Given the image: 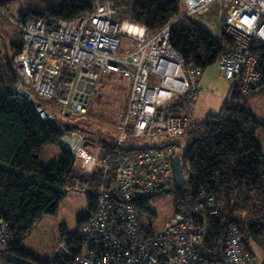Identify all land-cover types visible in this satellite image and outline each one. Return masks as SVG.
<instances>
[{
	"label": "built area",
	"instance_id": "obj_1",
	"mask_svg": "<svg viewBox=\"0 0 264 264\" xmlns=\"http://www.w3.org/2000/svg\"><path fill=\"white\" fill-rule=\"evenodd\" d=\"M184 1L179 17L201 13L213 2L226 4L219 21L231 44L217 58L223 77L232 81L226 100L234 84L244 91L257 84L260 74L250 45L256 41L264 46V0ZM176 20L149 30L118 21L109 2L94 0L90 13L70 20L49 24L44 18L29 17L17 24L22 45L14 57L19 79L16 93L27 91L30 97L51 101L60 114L85 121L89 94L102 74L121 75L128 80V96L115 120V147L129 138L164 143L155 148L135 145L115 157L107 154L98 160L78 130L66 131L58 138V146L72 154L78 173L93 181V172L100 170L94 180L95 209L78 223V253L72 254L64 241L58 242L53 252L70 255L66 264H258V256L240 242L235 227L228 230L220 262L201 258L197 247L206 230L185 210H174L155 234L139 224L140 198L174 183L172 147L167 142L181 136L189 125V118L170 112L168 104L178 96L193 101L198 93L195 84L200 69L186 65L169 41ZM122 36L128 45L119 52ZM150 74L159 78L158 84H148ZM35 108L42 119L51 117L41 104ZM207 202L208 214H216L220 202L201 193L198 205ZM8 240L6 224L0 221V264H29L2 252Z\"/></svg>",
	"mask_w": 264,
	"mask_h": 264
},
{
	"label": "trees",
	"instance_id": "obj_2",
	"mask_svg": "<svg viewBox=\"0 0 264 264\" xmlns=\"http://www.w3.org/2000/svg\"><path fill=\"white\" fill-rule=\"evenodd\" d=\"M93 1L0 0L1 9L11 3L12 10L16 12L15 27L4 28L0 18V221L6 224L9 236L2 252L29 264H66L71 258L70 255L59 254L41 262L19 247L20 236L35 220L56 211L63 192L52 186L78 183V187H84L88 184L87 189L92 193L87 196L88 213L96 205L95 181L100 170L93 172L95 181H89L78 173L73 166L72 154L58 146V138L66 131L78 130L89 142L88 149L97 151L98 160L107 154L115 157L135 144L129 138L120 147H115L117 130L114 137L109 132H102L103 137L100 135L96 139L90 122L78 119L73 122L69 116L60 114L54 107L52 109L51 101L31 94L36 105L41 104L51 112L49 119H42L35 106L14 90L19 80L14 57L22 45V33L17 24L29 17L44 18L49 24L57 19L70 20L90 13ZM100 1L113 6L118 21L127 20L149 30H155L177 17L170 27V44L182 54L186 65L200 70L216 61L231 44V39L223 32L221 39H214L189 17H179L184 9L182 0ZM17 2L26 6L19 10V7L15 8ZM35 4L36 7L33 6ZM250 52L257 58L259 82L246 91L234 84L229 100L223 103L218 113L190 119L186 131L167 142L173 151L171 163L178 153L185 177L181 188L175 183L170 184L174 210L191 213L196 225L205 228L206 236L197 249L201 258L213 262L223 259L226 235L231 227H235L240 242L258 256V264H264V153L257 132L261 128L264 133V123L253 118L246 103L250 94L264 92V46L253 41ZM236 99L240 102H235ZM44 102L48 104L44 106ZM191 102L184 96H178L167 108L189 118ZM48 144L58 146L61 155L56 162L44 166L39 161L40 150ZM138 146L155 148L146 144ZM174 147L179 151L175 153ZM201 193L212 195L220 202L216 214H208V202L198 205ZM149 197L140 198L138 210L146 211ZM87 214L81 216L78 223ZM63 241L72 254L78 253L79 237L73 234L64 237Z\"/></svg>",
	"mask_w": 264,
	"mask_h": 264
},
{
	"label": "rangeland",
	"instance_id": "obj_3",
	"mask_svg": "<svg viewBox=\"0 0 264 264\" xmlns=\"http://www.w3.org/2000/svg\"><path fill=\"white\" fill-rule=\"evenodd\" d=\"M18 2L15 4V8L19 7V10H22L26 4ZM35 2L37 3V1ZM7 5L4 9L0 8L1 24L4 28L15 27L16 12L12 10L13 5L11 3ZM33 6L36 7V4ZM127 45L128 40L122 36L119 52L125 51ZM109 75L112 74H102L101 79L97 81L87 100V122H90L93 129L92 132L97 138L102 132H109L114 137V128L116 129V121L114 120L117 114L124 110L128 96L127 81L125 79H111L112 76ZM158 83L159 78L154 74H150L148 84ZM195 85L198 93L189 104V109L192 107L193 116L196 118H204L208 114H216L219 111L222 104L226 101L232 81L223 77L217 61H214L201 69L200 74L196 76ZM235 102H240V100L236 99ZM246 103L253 118L264 123V92L250 94L246 98ZM43 104L46 106L48 102ZM53 107L56 111L58 110L52 104L51 108L53 109ZM70 120L74 122L76 119L70 118ZM257 132L264 153V133L261 128H258ZM135 144L161 147L164 143L136 141ZM94 149L92 148V150ZM173 149L175 153L179 151L177 147ZM95 152L97 153V151ZM60 155L61 149L58 146L54 144L44 145L40 150V164L48 166L56 162ZM52 187L63 192L62 197L58 201L56 211L51 214H44L35 220L28 230L22 233L19 242L20 249L41 262L56 257L53 252L58 246V242L63 241L64 237L77 232L78 219L89 211L87 196L92 195L89 189L72 186L69 183ZM173 211V194L170 191V185H166L161 190L152 191L146 201V211L138 210L139 224L144 230H149L152 234H155L162 228ZM81 246L84 249L85 243L82 242ZM255 251L259 254L258 250Z\"/></svg>",
	"mask_w": 264,
	"mask_h": 264
},
{
	"label": "crops",
	"instance_id": "obj_4",
	"mask_svg": "<svg viewBox=\"0 0 264 264\" xmlns=\"http://www.w3.org/2000/svg\"><path fill=\"white\" fill-rule=\"evenodd\" d=\"M183 7H184V4H183ZM225 9H226V4H223L221 2H213L206 10H204L201 13L193 14L189 18L191 19L193 23H195L196 25L200 26L202 29L207 31L214 39L219 40L221 39V32H222V25L220 24L219 20H220L221 15L225 11ZM109 76H112L111 79H116V78L119 80L125 79L127 81L126 85H127V91H128V80L125 77L121 78L117 74H112ZM190 110H191V113H190L191 115L189 117V120L190 119L191 120L200 119V118H196L195 116H193L192 107H190ZM114 130L116 133L115 128ZM95 138L97 139V137Z\"/></svg>",
	"mask_w": 264,
	"mask_h": 264
},
{
	"label": "water",
	"instance_id": "obj_5",
	"mask_svg": "<svg viewBox=\"0 0 264 264\" xmlns=\"http://www.w3.org/2000/svg\"><path fill=\"white\" fill-rule=\"evenodd\" d=\"M19 96L22 98L28 100L32 106H35V100L32 97H29L30 94L27 91H22L18 93ZM84 145H89L88 141L84 142ZM180 156L176 154L172 159V173H173V181L176 185V187L181 188L185 182V177L183 175L182 165L180 163Z\"/></svg>",
	"mask_w": 264,
	"mask_h": 264
},
{
	"label": "clouds",
	"instance_id": "obj_6",
	"mask_svg": "<svg viewBox=\"0 0 264 264\" xmlns=\"http://www.w3.org/2000/svg\"><path fill=\"white\" fill-rule=\"evenodd\" d=\"M217 61V60H216ZM30 97V96H29ZM33 98V97H32ZM227 98V97H226ZM34 99V98H33ZM35 100V99H34ZM36 102V101H35ZM35 107H36V103H35ZM85 142V141H84ZM86 146V145H85ZM87 147V146H86ZM88 148V147H87ZM91 151V150H90ZM96 151V150H95ZM95 151H92V152H94L95 153V155H96V152ZM74 163V162H73ZM76 187H78V186H76ZM84 187L85 188H88V187H86V185H84ZM82 220V219H81ZM75 235H76V233H75Z\"/></svg>",
	"mask_w": 264,
	"mask_h": 264
},
{
	"label": "bare ground",
	"instance_id": "obj_7",
	"mask_svg": "<svg viewBox=\"0 0 264 264\" xmlns=\"http://www.w3.org/2000/svg\"><path fill=\"white\" fill-rule=\"evenodd\" d=\"M182 2H183V4H184V6H185V1L184 0H182ZM50 18V17H49Z\"/></svg>",
	"mask_w": 264,
	"mask_h": 264
},
{
	"label": "flooded vegetation",
	"instance_id": "obj_8",
	"mask_svg": "<svg viewBox=\"0 0 264 264\" xmlns=\"http://www.w3.org/2000/svg\"><path fill=\"white\" fill-rule=\"evenodd\" d=\"M53 105H54V104H53ZM116 117H117V116H116ZM115 120H116V118H115ZM115 120H114V121H115Z\"/></svg>",
	"mask_w": 264,
	"mask_h": 264
}]
</instances>
